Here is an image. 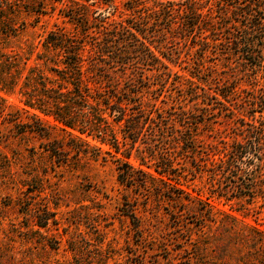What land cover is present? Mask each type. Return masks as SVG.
Here are the masks:
<instances>
[{
	"label": "trees",
	"instance_id": "1",
	"mask_svg": "<svg viewBox=\"0 0 264 264\" xmlns=\"http://www.w3.org/2000/svg\"><path fill=\"white\" fill-rule=\"evenodd\" d=\"M58 9L71 24L70 30L49 31L37 45L12 46L13 40L20 42L27 30V22L20 20L27 16L39 20L49 16V10ZM172 44L185 46L188 55L195 50L199 56L195 60L199 75L195 76L200 80L208 58L232 59L258 70L264 63V0H122L121 5L116 0H0V92L17 93L23 104L22 111L10 115L5 113L6 100L0 97V117L19 128L20 135L30 132L46 139L45 151L56 167L80 168L71 163L69 155L73 151L74 160L86 157L88 151L98 158L101 148L80 136L92 137L124 156L115 160L121 183L138 185L148 192L160 183L167 188L157 191L160 200L211 206L171 183L172 154L163 148L167 143L173 148L184 143L186 148L201 153L199 129L204 122L198 121V116H215V103H210L213 100L223 105L221 111L231 109L205 87L196 86L187 94L204 104L194 105L201 111L198 116L192 119L195 113L182 106L169 112L167 124L160 113L153 115L158 109L144 100L143 92L155 85L152 77L159 84V80L169 81L174 75L163 61L174 53ZM212 80L215 78L210 76L205 83L209 85ZM223 85L225 91L220 92L231 102L237 90L227 82ZM253 100L252 106L263 114L264 95L261 104L258 97ZM20 113L27 114L31 122L20 120ZM231 114L230 122L235 123L233 140L221 141V148L210 144L216 152L213 156H219L218 160L208 159L213 166L206 169L211 193L248 204L259 202L263 211L264 124L257 123L255 115L247 122L234 111ZM41 115L53 118L68 133L71 144L54 138L55 127L44 124ZM138 142L145 146H136ZM134 151L148 168L152 166L148 158L155 161L158 177L131 164ZM158 154L163 163L156 159ZM127 216L139 230L141 221L135 209ZM43 220L36 225L46 228L50 219ZM247 228L264 238V231Z\"/></svg>",
	"mask_w": 264,
	"mask_h": 264
},
{
	"label": "rangeland",
	"instance_id": "2",
	"mask_svg": "<svg viewBox=\"0 0 264 264\" xmlns=\"http://www.w3.org/2000/svg\"><path fill=\"white\" fill-rule=\"evenodd\" d=\"M121 2L116 0L118 5ZM48 13L39 20L34 16L20 20L27 22V30L20 42L13 40L12 46L37 45L49 31L72 28L59 9ZM171 48L174 53L163 61L174 75L169 81L159 80V84L152 77L155 85L143 92L144 100L158 109L153 113L155 117L160 113L167 124L169 112L179 111L181 106L195 113L192 119L198 116L201 111L194 105L204 104L187 93L199 86L224 102L236 116L249 122L255 115L257 123L264 124V113L252 106L256 97L260 104L263 101L264 63L253 70L232 59L208 58L205 63L201 61L204 69L200 80L195 76L199 75L195 50L188 55L185 46L172 44ZM210 76L215 80L208 85L205 80ZM226 82L238 93L231 102L220 92L225 91ZM0 97L6 100L7 114H17L23 108L17 93L0 92ZM212 102L215 116H198V121L208 125H200L201 153L186 148L184 143L177 148L167 143L163 148L172 154L171 183L211 206L188 200H160L157 191L167 189L160 183L149 192L138 185L121 183L115 160L125 159L124 156L110 145L77 132L74 134L91 146L101 148V155L93 158L94 152L88 151L86 157L74 160L73 151L69 155L71 163L80 168L56 167L45 151L46 139L30 132L20 135L19 128L0 117V264H264V238L247 228L264 231V210L259 209V202L248 204L242 199L227 200L211 193L206 169L213 166L208 159L218 160L219 156H213L216 152L210 144L221 148V141L231 142L235 128L229 118L233 116L231 111H221L223 105ZM17 117L31 122L27 114ZM41 118L44 124L55 127L54 138L71 144L68 133L53 118ZM177 127L182 129L179 123ZM118 136L123 141L121 133ZM136 146L145 145L138 142ZM161 154L156 159L163 163ZM129 161L137 170L158 177L155 161L150 158V168L141 164L135 151ZM132 209L140 218L139 230L127 216ZM46 217L50 219L46 228L36 225Z\"/></svg>",
	"mask_w": 264,
	"mask_h": 264
}]
</instances>
